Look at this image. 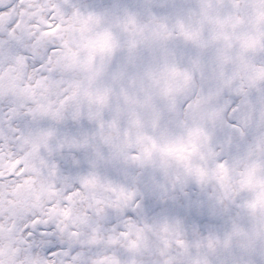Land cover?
<instances>
[{
    "label": "snow or ice",
    "instance_id": "snow-or-ice-1",
    "mask_svg": "<svg viewBox=\"0 0 264 264\" xmlns=\"http://www.w3.org/2000/svg\"><path fill=\"white\" fill-rule=\"evenodd\" d=\"M0 264H264V0H0Z\"/></svg>",
    "mask_w": 264,
    "mask_h": 264
}]
</instances>
